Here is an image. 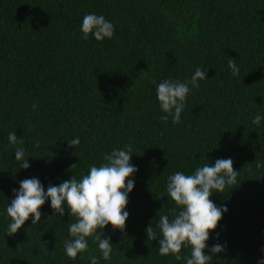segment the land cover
Returning a JSON list of instances; mask_svg holds the SVG:
<instances>
[{
  "label": "trees",
  "instance_id": "1",
  "mask_svg": "<svg viewBox=\"0 0 264 264\" xmlns=\"http://www.w3.org/2000/svg\"><path fill=\"white\" fill-rule=\"evenodd\" d=\"M90 13L114 25L111 39H83L82 20ZM198 67L207 78L198 88L190 85L180 122L163 121L157 85L188 81ZM257 114L259 125L253 123ZM10 132H16V144L9 143ZM76 137L80 144L69 147ZM126 145L138 170L127 178L135 185L125 230L111 224L102 230L113 244L111 259H103L93 238L86 252L68 258L64 241L75 218L66 205L62 217L54 215L50 199L40 222L32 225L30 216L7 236L6 208L21 180L38 178L47 191L73 175L81 179L93 164L106 163L105 154ZM18 147L28 169L15 159ZM228 158L239 174L235 185L211 196L228 211L210 230L208 264H259L264 0H0V264H91L89 255L98 264H186L160 255L162 237L148 241L146 228L152 222L158 233L159 216L171 220L179 211L166 192L169 175L192 174ZM217 243L224 251L211 253ZM181 256H190V248L183 247Z\"/></svg>",
  "mask_w": 264,
  "mask_h": 264
},
{
  "label": "clouds",
  "instance_id": "2",
  "mask_svg": "<svg viewBox=\"0 0 264 264\" xmlns=\"http://www.w3.org/2000/svg\"><path fill=\"white\" fill-rule=\"evenodd\" d=\"M81 31L84 40L91 34L97 41H103L105 38L111 39L115 29L103 15L90 13L83 17ZM228 65L234 76L239 74L240 69L234 59H230ZM205 78L207 72L198 67L188 81L166 79L160 82L156 96L165 113L161 119L167 122L171 117L173 124L179 123L191 88H198V81ZM36 107L34 103L33 108ZM261 119L257 114L253 123L259 125ZM7 138L10 144L17 143L16 132H10ZM68 144L69 147L77 148L80 138L69 139ZM36 146H39L38 141ZM132 154L130 145L115 149L105 154L106 163L100 166L93 164L81 179L77 180L73 175L70 180H64L58 186L49 184L47 191L38 178L21 180L19 189H13L15 198L6 208L7 216L10 217L7 236L15 235L30 216L34 217L32 225L40 222V209L50 199L54 215L62 217L66 205L70 217L75 218V222L69 224L70 238L64 241V251L68 258L75 260L78 254L86 252L89 247L88 238H93L94 242H98L103 259H111L113 244L110 237L102 238V230L109 224L113 230L124 231L126 228L129 218V212L125 210L128 194L135 185L134 180L127 178L138 170L131 162ZM15 159L22 161L20 169L30 167L23 147L16 149ZM233 163L230 158L217 159L214 164L197 167L192 174L177 171L168 176L166 192L179 211L171 220L167 215L159 216L158 233L153 229L152 222L146 228L148 241L155 240L157 236L162 237L159 241L160 255L171 254L178 261L185 259L186 264H208L212 260L213 256L205 252L208 247L206 241L209 240L210 230L217 228L223 213L228 209L226 206L218 207L211 196L213 192L224 193L226 186L237 183L239 172L234 170ZM183 247L190 248V256H181ZM221 251H224V247L219 243L210 249L211 253ZM88 259L91 264H98L97 257L89 255ZM259 264H264V259Z\"/></svg>",
  "mask_w": 264,
  "mask_h": 264
}]
</instances>
